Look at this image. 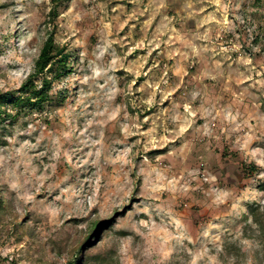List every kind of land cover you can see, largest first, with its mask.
Masks as SVG:
<instances>
[{
	"label": "rangeland",
	"instance_id": "1",
	"mask_svg": "<svg viewBox=\"0 0 264 264\" xmlns=\"http://www.w3.org/2000/svg\"><path fill=\"white\" fill-rule=\"evenodd\" d=\"M52 6L0 0V90ZM56 10L72 71L0 123V264H68L94 220L90 264H264V0Z\"/></svg>",
	"mask_w": 264,
	"mask_h": 264
},
{
	"label": "trees",
	"instance_id": "2",
	"mask_svg": "<svg viewBox=\"0 0 264 264\" xmlns=\"http://www.w3.org/2000/svg\"><path fill=\"white\" fill-rule=\"evenodd\" d=\"M63 1L51 0L53 6L50 8L46 19V38L35 61L33 71L17 89L0 90V123L5 122L7 119H15L20 110L44 107L49 99V92L54 82L67 76L72 71L71 53L66 47H61L56 43L55 32L52 29L57 14L56 5ZM40 77L39 87L37 81ZM252 167H246V170L251 171L253 170ZM5 207L6 203L0 195V209L2 210ZM106 223L108 222L94 220L89 224L88 231L79 241L77 251L73 255L74 259L68 264H90L92 262L94 257L91 256L89 250L95 245V239L100 236V232L106 226Z\"/></svg>",
	"mask_w": 264,
	"mask_h": 264
}]
</instances>
